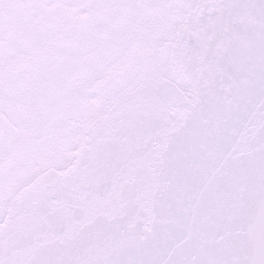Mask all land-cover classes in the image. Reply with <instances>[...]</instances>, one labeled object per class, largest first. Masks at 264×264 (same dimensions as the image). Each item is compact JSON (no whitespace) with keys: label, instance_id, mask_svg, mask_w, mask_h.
<instances>
[{"label":"snow or ice","instance_id":"snow-or-ice-1","mask_svg":"<svg viewBox=\"0 0 264 264\" xmlns=\"http://www.w3.org/2000/svg\"><path fill=\"white\" fill-rule=\"evenodd\" d=\"M0 264H264V0H0Z\"/></svg>","mask_w":264,"mask_h":264}]
</instances>
